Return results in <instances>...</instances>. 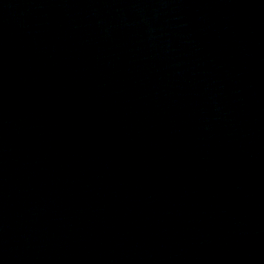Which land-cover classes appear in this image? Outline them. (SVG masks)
Wrapping results in <instances>:
<instances>
[{
    "label": "water",
    "instance_id": "water-1",
    "mask_svg": "<svg viewBox=\"0 0 264 264\" xmlns=\"http://www.w3.org/2000/svg\"><path fill=\"white\" fill-rule=\"evenodd\" d=\"M0 264H264V0H0Z\"/></svg>",
    "mask_w": 264,
    "mask_h": 264
}]
</instances>
